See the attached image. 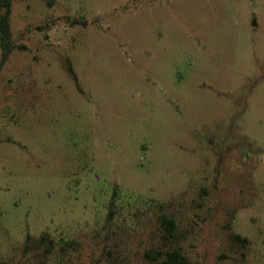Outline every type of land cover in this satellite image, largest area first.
<instances>
[{
  "label": "rangeland",
  "instance_id": "obj_1",
  "mask_svg": "<svg viewBox=\"0 0 264 264\" xmlns=\"http://www.w3.org/2000/svg\"><path fill=\"white\" fill-rule=\"evenodd\" d=\"M10 25L0 264H264V0H13Z\"/></svg>",
  "mask_w": 264,
  "mask_h": 264
},
{
  "label": "trees",
  "instance_id": "obj_2",
  "mask_svg": "<svg viewBox=\"0 0 264 264\" xmlns=\"http://www.w3.org/2000/svg\"><path fill=\"white\" fill-rule=\"evenodd\" d=\"M13 0H0V72L10 59L12 52L15 49L10 17L12 13ZM162 229L170 237H175L176 223L172 218L162 216L160 220ZM234 241L246 245L247 239L240 237L239 235L233 236ZM73 243L67 245L68 249ZM56 243L47 234L40 238L28 237L27 241L22 249L24 257L33 256L35 259H39L42 262H46L52 258L55 253ZM65 248L61 249V252H65ZM145 259L150 264H193L183 253L181 247L174 246L170 249H151L144 255Z\"/></svg>",
  "mask_w": 264,
  "mask_h": 264
}]
</instances>
